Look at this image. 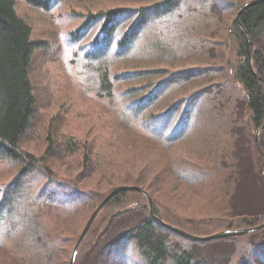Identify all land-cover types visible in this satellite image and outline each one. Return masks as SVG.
<instances>
[{
  "label": "trees",
  "instance_id": "1",
  "mask_svg": "<svg viewBox=\"0 0 264 264\" xmlns=\"http://www.w3.org/2000/svg\"><path fill=\"white\" fill-rule=\"evenodd\" d=\"M55 1L0 0V162H11L9 170L17 168L1 190L0 215L7 224L4 233L12 236L20 227L21 241L33 249L31 263L64 264L66 253L57 254L52 248L59 252L55 247L65 244L66 238L53 236L49 228L40 231L43 222L32 206L41 203L50 210L54 202L63 204L62 200L75 198L90 207V214L114 187L134 185L146 192L152 212L140 191L122 190L114 195L83 236L75 264H264V227L245 235L202 241L165 225L206 235V230L221 226L254 227L264 222V1L246 8L238 23L236 13L250 0H140L89 14L72 12L74 18H84L70 32L72 42L78 44L81 36L95 33L87 53L93 63H104L110 51L121 61L141 42L143 49L124 62L146 67L130 66L131 71L114 76L122 82L144 81L135 89L137 96L135 90L123 93L129 96L120 115L105 119L107 126L98 129L106 132L99 159L92 156V137L74 144L82 149L81 172L76 170L75 179L69 180L58 168L60 161L70 169L75 167L67 161L71 153L60 154L68 147L60 142L53 145L49 139L37 155L22 146L34 105L27 66L32 49L42 40L31 38V26L15 6L22 2L50 13ZM219 4L233 11L225 40L231 44L229 59L213 65L176 61L184 57L178 49L191 51L203 38L187 16L203 8L212 12ZM123 19L130 24L121 32ZM117 33L121 36L111 44ZM157 51L160 56L154 54ZM168 55L170 62L165 59ZM162 65L177 69L168 71ZM98 80L105 95H110L108 70L100 71ZM198 81L192 92L180 98L167 100L163 94L164 87L177 92ZM212 123L219 129L211 134L205 126ZM111 127H118V133H110ZM223 133L225 137H219ZM180 144L185 147L177 155ZM93 182L100 190L87 185ZM167 188L182 192L193 203L200 199L204 206L213 204V211L194 210L195 215L181 210L176 198L171 204L161 199ZM51 255L57 261H50Z\"/></svg>",
  "mask_w": 264,
  "mask_h": 264
},
{
  "label": "rangeland",
  "instance_id": "2",
  "mask_svg": "<svg viewBox=\"0 0 264 264\" xmlns=\"http://www.w3.org/2000/svg\"><path fill=\"white\" fill-rule=\"evenodd\" d=\"M132 2L138 4L141 1L57 0L54 3L55 10L50 13L39 9H30L22 2L17 3L15 6L18 15L30 24L32 29L31 38L42 40L40 46L32 49L27 66L34 105L33 112L29 118L28 129H26L22 140V146L37 155L43 151L49 139L53 141V145H59L60 142L64 145V148L68 147L69 149L60 154L69 156L71 153L67 161H72V166L75 167L70 169L62 161H60L58 167L63 170L61 174L68 178V180L75 179L76 170H78L77 173L81 172L78 159H81L82 149L80 146L74 147V144L79 143L80 145L82 140L92 137L89 141V146H94V154L92 156L95 159H99V150L103 143H106V132L103 134L104 131L98 129L107 126L108 123L105 119H112L120 115L121 110H123L121 108L129 96L123 97V93H132L143 80L137 78L132 81L122 82L114 76L124 70L131 71L130 66L146 67L143 64L132 65L124 62L127 57L143 49L141 42L136 43L131 53L121 61H117L113 56L114 51H110L111 53L105 58L104 63H100V65L93 63L87 57V53L92 48L89 44L95 33L91 32L89 35L81 36L78 44L72 42L70 32L76 29L84 18L83 16L74 18L71 13L89 14L100 8L108 10L115 8L117 5L133 4ZM232 13L231 8H227L225 4H219V8L217 10L212 9V12L209 11V8H203L199 13L194 11L187 16L188 21H195L197 26L193 28L198 30L197 35L203 34V38L201 39V43L194 45L191 51L183 48L178 49V52L183 51L182 56L184 57L178 58L176 61L181 60L180 62L185 63V65L196 63L213 65L220 64V61L226 62L230 57L231 44H228L229 42L225 44V40L229 35V28L233 19ZM201 14H203L202 18L199 17ZM129 24L128 20L123 19L121 32ZM120 36L121 34L117 33V37L112 39L111 44H114L115 40L117 41ZM232 53L233 55L235 54L233 50ZM154 54L160 56L159 51L154 52ZM187 54L189 56H185ZM165 59L170 62L172 56L168 55ZM165 67L168 71L177 69L176 67ZM105 69L108 70V79L111 83L109 88L110 95H105L104 90L99 86L98 73ZM199 83L201 81L190 85L188 87L190 89L177 92L164 87L163 94L167 100L180 98L182 97L181 94L192 92ZM133 94L135 96L138 95L136 90ZM160 107L162 109L163 105ZM130 108L132 109L131 105ZM217 125V123H212L210 127L205 126V131L211 134L214 133L219 129L216 127ZM109 130L112 134L118 133V127H111ZM225 135L223 133L219 137L224 138ZM208 138L212 139V136ZM180 146L176 149L177 155H180V149H184L185 147L183 144H180ZM8 163L9 161L7 160L0 162V164H4L0 166V201L2 198V187L12 179L17 171L16 167L12 170L7 169ZM210 165L212 163L208 164V166ZM96 170L93 168L94 172ZM217 173L224 172L218 171ZM77 183L81 185L79 182ZM87 185L100 190L95 182ZM173 189L167 188L161 194V199L171 204L172 200L176 198V206L179 209L195 215L196 212L194 210L199 211L203 209L207 211L206 213L210 210L213 211V204L211 205L212 207L209 205L204 206L205 204L200 199L193 200L196 202L193 203L189 199L184 198L182 192L179 193L177 190L173 191ZM62 201L64 202L63 204L54 202L50 210H47L46 206H42L41 203H36L32 206V210L38 214L39 222H43L40 231H45L49 228L53 236L66 238L67 242L65 244L63 243L62 246L55 247L59 252H56L54 248L52 250L57 254L66 253L64 264H69L70 252L77 234L89 215L90 207L87 204L83 205L80 199L72 198L71 201L67 199ZM224 204L226 205L225 201L223 202ZM212 216L215 215L212 214ZM217 224H222L221 218ZM222 228L221 226V228L208 229L206 232L209 234ZM19 229L20 227L18 226L12 232V236H7L4 233L7 230V224L3 223V218L0 215V264H36V262H30V255L33 249L25 244L24 239L21 241L22 234L19 233ZM54 260L57 261L56 255H51L50 261Z\"/></svg>",
  "mask_w": 264,
  "mask_h": 264
},
{
  "label": "water",
  "instance_id": "3",
  "mask_svg": "<svg viewBox=\"0 0 264 264\" xmlns=\"http://www.w3.org/2000/svg\"><path fill=\"white\" fill-rule=\"evenodd\" d=\"M264 0H251L246 2L245 4H243V6L239 9V11L237 12L234 21L238 22L239 19V15L248 7L257 4L259 2H263ZM246 37V43H248L247 40V35H245ZM248 45V44H247ZM259 78V77H258ZM261 80V78H259ZM258 135V132L256 133V137ZM122 190H137V191H141L142 193H144L146 195V193L139 187L137 186H117L115 188H113L104 198L103 200L97 205V207L92 211V213L90 214L89 218L87 219L86 223L84 224L78 238L77 241L73 247L72 250V254L70 257V261L69 264H74L75 258H76V248L78 246V244L80 243L81 239L83 238V236L85 235V233L87 232V230L89 229L91 223L93 222L95 216L97 215L98 211L103 207V205L108 202L114 195H116L117 193H119ZM147 199H148V203H149V207L151 210V200L150 198L146 195ZM169 228H171L172 230L186 236L189 238H194V239H199V240H208V239H213V238H220V237H227V236H233V235H242V234H247L250 232H253L255 230H258L262 227H264V222L259 224L258 226L255 227H251V228H241V229H230V230H222L207 236H195L192 234H189L185 231H182L176 227H172L170 225H168Z\"/></svg>",
  "mask_w": 264,
  "mask_h": 264
}]
</instances>
